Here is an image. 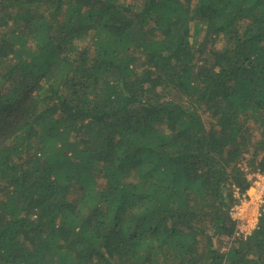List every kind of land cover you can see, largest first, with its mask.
<instances>
[{
    "label": "trees",
    "instance_id": "obj_1",
    "mask_svg": "<svg viewBox=\"0 0 264 264\" xmlns=\"http://www.w3.org/2000/svg\"><path fill=\"white\" fill-rule=\"evenodd\" d=\"M242 164L264 0H0V264H264Z\"/></svg>",
    "mask_w": 264,
    "mask_h": 264
},
{
    "label": "rangeland",
    "instance_id": "obj_2",
    "mask_svg": "<svg viewBox=\"0 0 264 264\" xmlns=\"http://www.w3.org/2000/svg\"><path fill=\"white\" fill-rule=\"evenodd\" d=\"M206 115H203V118L205 119ZM242 167L247 174V178L251 181V185L249 189L240 197L239 204L234 206L233 208H237L240 215L239 218L242 219L239 221L238 227L243 228L242 233H246L249 235L253 230V222L254 219H258V210L260 209V199L257 198L258 191L255 188V185L258 187L261 185L264 188V174H259L258 172H252L251 169L246 167L244 164H242ZM256 183V184H255ZM256 228V226H255ZM239 234L234 233L233 237L229 240L222 239L219 243H216L215 246L220 249V251L225 252L229 249V247L232 245V243L236 240H242L244 239L241 236V233Z\"/></svg>",
    "mask_w": 264,
    "mask_h": 264
},
{
    "label": "built area",
    "instance_id": "obj_3",
    "mask_svg": "<svg viewBox=\"0 0 264 264\" xmlns=\"http://www.w3.org/2000/svg\"><path fill=\"white\" fill-rule=\"evenodd\" d=\"M260 174V173H259ZM256 184V183H255ZM255 188H256V190L258 191V196H257V198L258 199H260L261 201H260V209L258 210V213H259V211H260V213L258 214V217L261 215V213H264V188H263V186H257V185H255ZM230 215H231V217L237 222V225H239V221L240 220H242V219H240L239 218V215H240V213H239V211H238V209L235 207V208H232L231 209V212H230ZM257 220L258 219H254V222H253V229H255V226L257 225ZM236 225V234H239V233H237L238 232V230H239V232L241 233V236L243 237V238H245V237H247L248 235L245 233H242L243 232V228L242 227H238Z\"/></svg>",
    "mask_w": 264,
    "mask_h": 264
}]
</instances>
